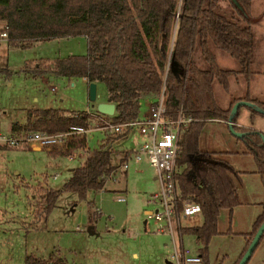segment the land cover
Wrapping results in <instances>:
<instances>
[{"label": "trees", "instance_id": "16d2710c", "mask_svg": "<svg viewBox=\"0 0 264 264\" xmlns=\"http://www.w3.org/2000/svg\"><path fill=\"white\" fill-rule=\"evenodd\" d=\"M251 3L252 0H0V21L4 22L0 32L6 31L2 38L8 47L24 48L35 41L62 36L86 38L84 54L40 57L25 62L18 71L33 77L54 75L70 79L84 77L87 82L102 81L107 100L114 102L115 111L108 115L96 110L95 115L115 123L136 118L140 99L148 96L153 101L161 92L166 116L174 118L180 110L181 116L190 118L179 131L175 177L180 196L198 203L202 220L198 225L180 226L179 231L194 234L195 241L200 243L197 251L201 264H209L207 244L210 237L220 232L221 212L230 213L240 204L238 188L244 170L235 168L222 154L249 155L254 163L252 172L264 187V132L237 124L239 106L231 115V123L226 122L236 100H247L264 110V98L245 93L233 97L223 107L214 94L216 85L227 89L231 75L241 73L248 81L255 72L258 50L251 23ZM217 51L232 57L237 67L220 65ZM11 72L8 67L0 66V73L8 76ZM246 107L250 121L256 113L264 114L253 106ZM92 115L86 110L31 107L25 120L11 121L10 128L11 132H57L70 125H89ZM213 120L220 122L232 139L242 143L241 151L210 147L204 131ZM229 126L240 135L233 134ZM128 132L129 129L106 130L101 142L88 149L83 160L71 169L61 188L42 186V214L45 217L49 214L61 191L85 198L88 190L103 189L106 179L118 167L111 162L112 143L126 137ZM86 143L87 135H82L57 152L69 155L85 148ZM125 158L126 154L119 164ZM87 206L89 221L93 224L101 210L92 199L87 201ZM258 206L259 211L248 230L239 233L243 244L228 264H236L264 219V190ZM260 239H264V228L253 250ZM249 257L243 264H247ZM224 258L222 254L215 264H222ZM23 264L81 263L70 262L58 254L41 257L29 252L25 253Z\"/></svg>", "mask_w": 264, "mask_h": 264}, {"label": "rangeland", "instance_id": "374dc122", "mask_svg": "<svg viewBox=\"0 0 264 264\" xmlns=\"http://www.w3.org/2000/svg\"><path fill=\"white\" fill-rule=\"evenodd\" d=\"M251 12L258 50L253 66L255 72L248 81L241 73L231 75L227 89L215 86L214 94L223 107L233 97L245 93L250 97L264 98V0H252ZM3 23L0 21V25ZM86 49L84 35L39 40L24 48L8 47L0 37V66L12 70L8 76L0 73V133H11V121L24 119L30 107L55 106L70 111L90 109L93 115L89 124L94 126L97 112L88 98L87 81L82 77L49 78L44 75L43 79H37L18 71L25 62L40 57L84 54ZM216 59L222 66L237 67L229 55L217 51ZM56 83L58 88L52 89ZM106 98L105 84L98 81L95 102ZM151 101L148 96L140 99L139 116L147 113ZM237 121L264 132V114L256 113L250 121L246 105H239ZM204 132V139L210 147L243 149L242 143L232 139L220 122L210 121ZM104 135L105 130L89 131V148L95 147ZM142 140L138 130L132 129L126 137L113 142L111 162L118 167L106 179L104 188L96 192L88 190L85 198L74 192L61 191L46 217L41 211L42 186L61 188L71 169L83 160L88 149L74 150L71 157V154H58L61 146L36 148L29 143L17 146L0 143V264H23L25 253L29 252L41 257L58 254L70 262L81 264H170L167 260L172 250L170 235L157 232L156 220L148 218L144 212L152 207L148 199L159 191L160 185L154 177L155 168L147 158H134L133 150ZM122 145L128 149L125 172L119 164L123 156ZM222 157L231 161L235 168L244 170L241 173L242 184L238 188L240 204L230 213L228 210L221 212L220 232L210 237L207 244L209 264H215L222 254H225L222 264L233 260L244 241L239 233L248 230L252 218L259 211L258 201L264 190L257 174L252 172L254 163L249 155L225 152ZM90 199L101 210L100 217L93 224L89 221L87 206ZM201 220L199 211L179 215L181 226L198 225ZM228 226L229 231H226ZM173 236L177 238L174 223ZM181 243L189 253L200 247L192 233H181ZM247 264H264V239L259 240Z\"/></svg>", "mask_w": 264, "mask_h": 264}, {"label": "built area", "instance_id": "2783aa9c", "mask_svg": "<svg viewBox=\"0 0 264 264\" xmlns=\"http://www.w3.org/2000/svg\"><path fill=\"white\" fill-rule=\"evenodd\" d=\"M6 31L0 32V37H5ZM84 78V77H83ZM85 79V78H84ZM55 89L56 86H51ZM86 111L90 112V109ZM101 120V123L98 120ZM189 117L181 116L180 110L176 117L166 116V104L163 92L149 103L148 111L143 116L121 123L112 122L109 118L97 116L94 126L75 124L67 129L57 132L44 130L17 131L0 133V143L8 146L31 144L38 147L65 146L70 140L78 138L93 129L100 131H120L123 129H137L143 136V140L133 150L136 160L145 156L148 162L155 168V178L159 181V191L153 193L148 201L152 207L144 210L148 218H154L157 223V232H168L172 242V250L168 258L171 264H201V255L198 251L187 252L181 243L179 231V215H190L199 211L198 203L182 198L175 177V156L177 153V140L180 128L189 121ZM92 121V120H91ZM227 122V121H226ZM88 137V136H87ZM80 150V149H79ZM73 157V155H70ZM120 165L128 167L127 158ZM173 223L177 231V238L173 236Z\"/></svg>", "mask_w": 264, "mask_h": 264}, {"label": "water", "instance_id": "95a60500", "mask_svg": "<svg viewBox=\"0 0 264 264\" xmlns=\"http://www.w3.org/2000/svg\"><path fill=\"white\" fill-rule=\"evenodd\" d=\"M87 84H88V98L92 102L91 104L95 108V110H97L98 112L104 113V114L112 115L114 113V111H115L114 102H111V101H98V102H95V99H96V82L95 81H91V82H87ZM241 104L253 106L257 110H259V111L264 113V110H262L259 107L253 105L251 102H249L247 100H244V99H238V100H236L233 103V105H231L230 112H229L228 118L226 120L228 124L231 123L230 118H231L232 113ZM229 129L236 136L240 135V132L234 131L230 126H229ZM263 228H264V219L262 220V222L259 224V226L254 231L249 243L247 244L246 248L244 249V251L240 255V257L237 260L236 264H243L247 260V258L250 256V253L253 250L254 246L256 245Z\"/></svg>", "mask_w": 264, "mask_h": 264}, {"label": "crops", "instance_id": "0c3cea01", "mask_svg": "<svg viewBox=\"0 0 264 264\" xmlns=\"http://www.w3.org/2000/svg\"><path fill=\"white\" fill-rule=\"evenodd\" d=\"M252 4V3H251ZM252 13V12H251ZM255 36H256V34H255ZM4 39V38H3ZM259 39V38H258ZM5 40V39H4ZM6 41V40H5ZM45 58H48V57H45ZM50 58V57H49ZM54 58V57H53ZM51 59V58H50ZM220 64V63H219ZM221 65V64H220ZM226 67V66H225ZM46 76V75H45ZM44 75H41V76H38V77H34V78H37V79H43V77H45ZM54 75H48V77L50 78V77H53ZM70 79V78H69ZM82 79L83 80H85L83 77H82ZM97 83V82H96ZM72 84V83H71ZM52 86H56V88L55 89H57L58 87H57V83L56 84H54V85H52ZM240 97V96H239ZM34 100H38V98H37V96H35V98H34ZM100 101H108L107 100V98L106 99H103V100H100ZM31 108V107H30ZM77 111H79V110H77ZM249 111V110H248ZM26 117V116H25ZM25 117H24V119H16L17 121H19V122H22L23 120H25ZM254 117V116H253ZM236 122H237V124H240L237 120H236ZM242 125V124H241ZM250 127H252V126H250ZM255 128V127H254ZM140 136V135H139ZM102 140V139H101ZM101 140L99 141V143L101 142ZM98 143V144H99ZM97 144V145H98ZM96 145V146H97ZM33 147H38V146H36V145H33ZM84 150H87V149H90L89 148V146H88V138H87V143H86V146H85V148H83ZM120 149H121V151H123V156L126 154V158H127V153H128V149H125L124 148V146L122 145L121 147H120ZM125 149V150H124ZM81 151V150H80ZM122 156V157H123ZM121 157V158H122ZM122 170H126V169H122ZM155 177V176H154ZM94 230V229H93ZM95 231V230H94ZM169 262H170V264H171V261H170V259L168 258L167 259Z\"/></svg>", "mask_w": 264, "mask_h": 264}]
</instances>
